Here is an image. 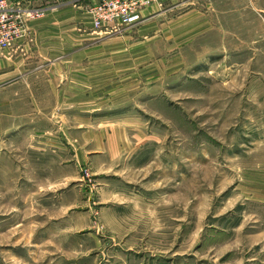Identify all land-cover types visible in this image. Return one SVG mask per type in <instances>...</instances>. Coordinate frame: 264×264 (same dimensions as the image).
I'll use <instances>...</instances> for the list:
<instances>
[{
	"label": "rangeland",
	"instance_id": "obj_1",
	"mask_svg": "<svg viewBox=\"0 0 264 264\" xmlns=\"http://www.w3.org/2000/svg\"><path fill=\"white\" fill-rule=\"evenodd\" d=\"M201 4L209 15L166 39L124 29L125 55L102 44L117 33L95 52L69 32L52 72L70 107L38 113L69 144L35 141L44 127L0 133V264H264V0ZM239 39L246 63L222 65ZM79 99L90 110H73ZM78 118L128 120L143 144L80 166Z\"/></svg>",
	"mask_w": 264,
	"mask_h": 264
},
{
	"label": "crops",
	"instance_id": "obj_2",
	"mask_svg": "<svg viewBox=\"0 0 264 264\" xmlns=\"http://www.w3.org/2000/svg\"><path fill=\"white\" fill-rule=\"evenodd\" d=\"M100 1L16 0L17 6L22 9H42L43 13L28 22L25 36L18 38L10 51L0 58V133H15L23 127H44V137H35V141L46 145L53 144L54 141H61V149L63 150V145L69 144L70 130L68 128L64 129V123L61 124L60 136L55 135L56 138L61 140H54L52 132L47 130L51 124L53 125V119L45 118V124L38 121V113L53 112L57 106H62L63 109H69L70 107V98L66 97L69 90L61 87L59 83H54L55 75L52 72L53 64L59 63L60 60L62 62L68 60L69 55L66 50L69 48V32L81 35V29H83L85 36L94 39L88 47L95 49V52L97 48L101 47L100 38L112 33H117L119 36H116V38L108 37V40H105L102 44L105 42L114 43L121 47L120 51H123L124 55L133 49V46L135 48L131 30L130 33L128 31L129 34H123L125 30L127 31L132 27L118 31H111L106 28L94 29L92 27L87 7ZM201 1L203 0H166L163 4L151 3L147 5L142 12L144 20L134 27L137 28L138 32L143 33L142 45L149 42L154 32L157 33L158 39H166L168 32L173 31L175 36L177 31L182 32L194 27L203 19V14L209 15V12H204ZM205 1H211V4L207 5L214 8V1L216 0ZM225 10L226 8L223 5L222 12ZM224 13L226 14L227 11ZM174 38L176 41L173 46L174 49H177V47L184 48L185 43L180 41L179 45L177 38ZM227 49L231 50L233 48L229 44L224 45L223 42L221 48L222 65L224 63L229 64L227 61L229 55L232 56V63L234 64L246 63V46L244 43L240 45V39L236 45L237 52H230ZM234 56H236V59L233 60ZM77 78L78 93L76 95L81 97V75H77ZM54 85H57V93L54 91ZM22 104L28 105L21 107ZM71 104H74L72 108L75 111L85 112L90 110V108H81L80 99L78 103ZM17 112H28L33 113V115L23 119L22 116L17 115ZM84 124L89 127L80 128L83 124L78 118V130L76 136H74L77 138L78 145L74 157L80 166L90 162L93 157L105 156V158L113 160L119 158L123 153L128 154V156L132 155L143 144V138L140 137L139 132L136 136H131L129 129L132 126L128 120L107 121L94 118L88 124ZM112 127V130L106 129ZM66 148V150H69V146H66ZM61 153L64 152L61 151ZM63 161L61 159V163ZM68 161L69 156H66V162Z\"/></svg>",
	"mask_w": 264,
	"mask_h": 264
},
{
	"label": "built area",
	"instance_id": "obj_3",
	"mask_svg": "<svg viewBox=\"0 0 264 264\" xmlns=\"http://www.w3.org/2000/svg\"><path fill=\"white\" fill-rule=\"evenodd\" d=\"M166 0H101L87 7L94 29L111 31L127 29L144 20L143 9L151 4H163ZM42 9H22L16 0H0V58L10 51L14 42L24 37L26 22L42 15Z\"/></svg>",
	"mask_w": 264,
	"mask_h": 264
}]
</instances>
